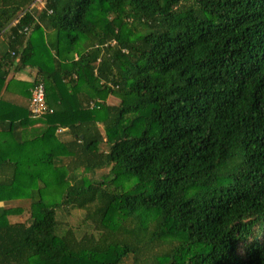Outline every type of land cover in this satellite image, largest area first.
<instances>
[{"label": "trees", "instance_id": "obj_1", "mask_svg": "<svg viewBox=\"0 0 264 264\" xmlns=\"http://www.w3.org/2000/svg\"><path fill=\"white\" fill-rule=\"evenodd\" d=\"M9 27L0 95L37 67L42 125L0 156V264H264V0H0Z\"/></svg>", "mask_w": 264, "mask_h": 264}, {"label": "crops", "instance_id": "obj_2", "mask_svg": "<svg viewBox=\"0 0 264 264\" xmlns=\"http://www.w3.org/2000/svg\"><path fill=\"white\" fill-rule=\"evenodd\" d=\"M10 28L0 34V60L10 47L8 45ZM43 31V34L46 35L48 30L43 26ZM34 34L35 32L32 30L28 33V37ZM17 62L18 57L13 59L9 55H7V60L3 61V68L7 71V76L0 95L2 99L0 104V156L8 154L16 142L33 138L35 136L34 133L27 132L29 127L30 130L32 128V132H35V129L38 128L40 130L42 125L37 121L30 122L27 126L22 124V118L28 112L30 86L37 75L38 68L27 66L19 69ZM10 120L14 122L13 131L11 132L8 129H4L8 128Z\"/></svg>", "mask_w": 264, "mask_h": 264}, {"label": "rangeland", "instance_id": "obj_3", "mask_svg": "<svg viewBox=\"0 0 264 264\" xmlns=\"http://www.w3.org/2000/svg\"><path fill=\"white\" fill-rule=\"evenodd\" d=\"M128 26L127 27V32L130 31V30H133L135 31L136 33H143L144 29L142 28V23L140 22H137V21H128ZM78 54L75 55V57H77ZM107 101L110 102V103H119L120 102V99L117 97V96H114V95H109L107 97ZM27 132H30V133H34V135H36L35 133H39V129L36 128L35 129V132H32V128L30 130V127L28 128ZM103 148V150H106L107 149V145L106 144H103L101 146ZM68 161V158L66 157L65 158V161L64 163H66ZM82 173L83 174H88L85 169L82 168ZM107 171V169H105V172ZM102 170H100L96 175H94L95 177H100L102 175ZM89 175V174H88ZM8 206H21L23 209H24V213L21 214V215H12L10 216V220L11 221H20V220H25L28 215H29V211H30V201L29 200H19V201H14V203L8 205ZM64 212L60 211V214L62 215ZM81 217H82V211L80 210H73L70 217H67V219L69 220L70 223H73L74 225L78 226V223L80 222L81 220ZM61 218L64 219V217L62 216ZM65 220V219H64Z\"/></svg>", "mask_w": 264, "mask_h": 264}, {"label": "built area", "instance_id": "obj_4", "mask_svg": "<svg viewBox=\"0 0 264 264\" xmlns=\"http://www.w3.org/2000/svg\"><path fill=\"white\" fill-rule=\"evenodd\" d=\"M36 3L43 7L44 0H36ZM33 28L32 26H25L24 31L27 33H30ZM115 41H113L114 43ZM32 95H31V103H30V109L34 115V117H38L48 111L52 112V109L48 108V105L46 104V86L44 82L37 81L36 84L31 89Z\"/></svg>", "mask_w": 264, "mask_h": 264}]
</instances>
